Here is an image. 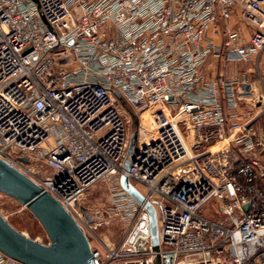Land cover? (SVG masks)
<instances>
[{"label":"built area","instance_id":"obj_1","mask_svg":"<svg viewBox=\"0 0 264 264\" xmlns=\"http://www.w3.org/2000/svg\"><path fill=\"white\" fill-rule=\"evenodd\" d=\"M263 51L264 0H0V156L84 231V193L119 184L127 227L90 241L98 264H264V79L205 66L259 68ZM121 176L156 210L157 251Z\"/></svg>","mask_w":264,"mask_h":264},{"label":"water","instance_id":"obj_2","mask_svg":"<svg viewBox=\"0 0 264 264\" xmlns=\"http://www.w3.org/2000/svg\"><path fill=\"white\" fill-rule=\"evenodd\" d=\"M131 136V144H134L137 139L136 131ZM120 182L122 188L147 210L150 239L153 249L157 251L159 239L156 210L126 176H121ZM0 192L24 204L32 216L40 221L48 237L47 242L32 238L15 228L0 212V250L7 256L22 264H98L92 255L91 244L84 229L71 212L39 183L1 156ZM82 209L87 220H90L91 213L84 207ZM153 264H160L159 254Z\"/></svg>","mask_w":264,"mask_h":264},{"label":"rangeland","instance_id":"obj_3","mask_svg":"<svg viewBox=\"0 0 264 264\" xmlns=\"http://www.w3.org/2000/svg\"><path fill=\"white\" fill-rule=\"evenodd\" d=\"M233 14L234 18L230 22L236 27L243 25V21L237 14V11ZM206 59L205 66L209 68L207 71L209 74L219 71L226 73L237 69L239 71H247L251 79L255 81L259 75H262L264 79V51L260 55L259 68L254 64L245 63H240L236 67L231 63L224 65L211 55ZM209 64L211 65L209 66ZM122 105L124 106L125 115L130 123V128L136 130L137 121L133 115L132 106L126 102H123ZM119 188V184L115 182L98 180L81 198L80 204L86 206L88 210L93 213V219L97 217L96 221L99 222L97 228H85L88 239L95 248L98 247L103 250L105 245L112 246V244L118 243L126 230V222L112 211V206L118 203L114 200L115 197L113 195H115L116 192L123 193ZM0 212L21 232L30 235L36 240L42 242L48 241L45 229L42 227L40 221L32 216L30 210L24 204H21L16 199L2 192H0ZM94 212H96V214H94ZM97 215H99V217ZM215 216L217 215L215 214L211 217Z\"/></svg>","mask_w":264,"mask_h":264},{"label":"bare ground","instance_id":"obj_4","mask_svg":"<svg viewBox=\"0 0 264 264\" xmlns=\"http://www.w3.org/2000/svg\"><path fill=\"white\" fill-rule=\"evenodd\" d=\"M149 111L148 110H145L142 112L141 114V121L143 122V129H148L149 128V123H150V118H149Z\"/></svg>","mask_w":264,"mask_h":264}]
</instances>
